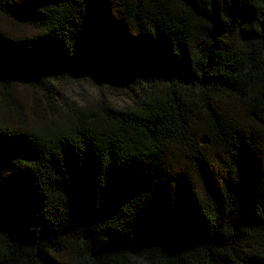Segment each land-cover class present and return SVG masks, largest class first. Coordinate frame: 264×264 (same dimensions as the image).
I'll return each instance as SVG.
<instances>
[{"label": "trees", "instance_id": "obj_1", "mask_svg": "<svg viewBox=\"0 0 264 264\" xmlns=\"http://www.w3.org/2000/svg\"><path fill=\"white\" fill-rule=\"evenodd\" d=\"M0 264H264V0H0Z\"/></svg>", "mask_w": 264, "mask_h": 264}, {"label": "rangeland", "instance_id": "obj_2", "mask_svg": "<svg viewBox=\"0 0 264 264\" xmlns=\"http://www.w3.org/2000/svg\"><path fill=\"white\" fill-rule=\"evenodd\" d=\"M56 94L57 103H69L70 105H94L98 102H106L114 107L123 108L131 104L130 100L123 94L120 85L106 74H86L66 77L62 80L50 79ZM27 106L34 102L43 106L44 97L41 94H33L29 85L19 84L17 87ZM33 97H37L34 100Z\"/></svg>", "mask_w": 264, "mask_h": 264}]
</instances>
